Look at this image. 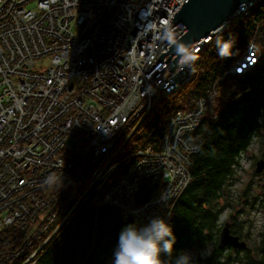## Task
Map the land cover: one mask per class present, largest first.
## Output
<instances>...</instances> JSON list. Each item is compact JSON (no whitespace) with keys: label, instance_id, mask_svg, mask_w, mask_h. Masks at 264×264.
Returning <instances> with one entry per match:
<instances>
[{"label":"built area","instance_id":"1","mask_svg":"<svg viewBox=\"0 0 264 264\" xmlns=\"http://www.w3.org/2000/svg\"><path fill=\"white\" fill-rule=\"evenodd\" d=\"M184 2L0 0V264H35L87 200L137 226L169 220L199 148L189 135L203 116L215 118L219 81L250 70L262 52L250 42L191 107L168 113L157 146L132 145L160 97L194 77L205 47L250 7L193 44L190 65L180 58L171 71L170 53L155 62L186 32L181 22L167 29ZM147 178L161 187L137 203Z\"/></svg>","mask_w":264,"mask_h":264},{"label":"trees","instance_id":"2","mask_svg":"<svg viewBox=\"0 0 264 264\" xmlns=\"http://www.w3.org/2000/svg\"><path fill=\"white\" fill-rule=\"evenodd\" d=\"M218 40L232 42L230 56L219 54ZM250 42L261 48L259 60L247 72L219 81L218 96L212 105L215 118L203 116L189 135L199 148L191 155L190 182L168 220L177 238L173 255L191 250L195 253L196 264H264V180L246 185L238 210L234 207L238 199L233 193L242 170V158L255 140L264 158V0H257L236 25L227 28L205 47L196 64L202 71L186 82L189 87L184 83L157 102L169 98L176 101H167L171 103L167 109L191 107ZM164 123L165 120L158 124L147 118L134 141L157 146ZM262 174L264 170L254 175ZM161 183L159 178L143 180L136 202L147 201L160 189ZM255 188L262 193H254ZM227 208L230 209L227 220L221 223ZM224 222H229L231 234L246 242L245 248L217 246ZM129 224H132L131 219L122 220L115 208L96 207L90 200L84 201L39 253L35 264H114L119 235ZM163 259L167 261L168 257Z\"/></svg>","mask_w":264,"mask_h":264},{"label":"clouds","instance_id":"3","mask_svg":"<svg viewBox=\"0 0 264 264\" xmlns=\"http://www.w3.org/2000/svg\"><path fill=\"white\" fill-rule=\"evenodd\" d=\"M171 42L176 43L175 40ZM217 44L222 57L232 54L231 41L218 40ZM176 50L182 64L190 65L195 59L190 46L177 44ZM176 239L172 225L164 217H153L143 226L129 224L119 235L114 264H196L195 253L191 250L173 255ZM164 256L168 257L167 261Z\"/></svg>","mask_w":264,"mask_h":264},{"label":"water","instance_id":"4","mask_svg":"<svg viewBox=\"0 0 264 264\" xmlns=\"http://www.w3.org/2000/svg\"><path fill=\"white\" fill-rule=\"evenodd\" d=\"M255 1L256 0H185L167 26V29L170 30L175 24L181 22L185 25L186 32L178 40H176V43H173L169 47V50L166 53L164 52L160 55L155 64L170 53V56L165 60V62L167 63L171 58H173L172 61L174 66L170 69L173 71L176 64H178V60L181 58L176 50L177 44H184L191 47L204 35L217 28L218 25L227 20L239 9L240 6L247 4L251 6ZM181 51H187V49L181 48ZM263 170L264 158L260 157L255 163L254 171L256 173H260ZM229 226V222L223 223L219 231L217 246L219 248H245L246 242L244 240H240L239 236L231 234Z\"/></svg>","mask_w":264,"mask_h":264},{"label":"rangeland","instance_id":"5","mask_svg":"<svg viewBox=\"0 0 264 264\" xmlns=\"http://www.w3.org/2000/svg\"><path fill=\"white\" fill-rule=\"evenodd\" d=\"M35 6H36L35 2H30V3L26 4V8H35ZM204 55L207 56V53H205ZM48 65H49V59L47 58L43 61H38L36 66L37 67H47ZM201 71H202L201 68H199V66L198 67L196 66V75L195 76H198L199 73H201ZM227 84H229V83H227ZM185 85H186V87L190 86V84H187V83H185ZM225 87L226 86L224 85L223 88H225ZM223 88L221 89V91L223 90ZM170 100L173 102L176 101L174 99L168 98L165 102H161V103L157 104L156 109L150 113L148 120L152 121L153 123L159 124L161 121L167 119L168 113L173 110V109H167L166 108V106L171 105V103H167V101H170ZM72 142H73L72 138L69 139L68 143L71 144ZM135 143L141 144L140 142L133 141L132 145H134ZM259 157H261V156H260V151H259V146H258V140H255L242 158V161H241L242 170L240 171V177H239V180L233 186V193L235 195V198L238 199V201L234 202V207H236L237 210L241 208L240 204H241L242 200L244 199L243 197H241L242 191L244 190L246 185L248 183L250 185L259 184L260 182H262L264 180V174H262L261 176H255L254 175L255 174V171H254L255 163L259 159ZM253 191H254V193H259V194L262 193V190L258 189V188H255ZM263 197H264V194H263ZM229 211H230L229 208H227L225 210V212L221 216V223H222V221L227 220L226 218L228 217ZM251 216H252V214H251ZM256 218H259V216L256 215ZM206 251H207V249H206Z\"/></svg>","mask_w":264,"mask_h":264},{"label":"bare ground","instance_id":"6","mask_svg":"<svg viewBox=\"0 0 264 264\" xmlns=\"http://www.w3.org/2000/svg\"><path fill=\"white\" fill-rule=\"evenodd\" d=\"M243 6V5H242Z\"/></svg>","mask_w":264,"mask_h":264}]
</instances>
